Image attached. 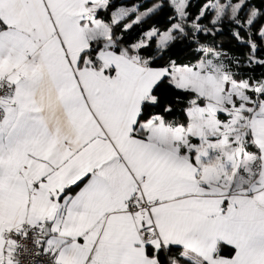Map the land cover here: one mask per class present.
I'll list each match as a JSON object with an SVG mask.
<instances>
[{"label":"snow or ice","instance_id":"6c2138e0","mask_svg":"<svg viewBox=\"0 0 264 264\" xmlns=\"http://www.w3.org/2000/svg\"><path fill=\"white\" fill-rule=\"evenodd\" d=\"M25 258L264 264V0H0V264Z\"/></svg>","mask_w":264,"mask_h":264},{"label":"trees","instance_id":"16d2710c","mask_svg":"<svg viewBox=\"0 0 264 264\" xmlns=\"http://www.w3.org/2000/svg\"><path fill=\"white\" fill-rule=\"evenodd\" d=\"M219 40L224 42V47L226 50H235V42L231 41L230 36L227 34V30L225 31V34L223 36L219 37Z\"/></svg>","mask_w":264,"mask_h":264},{"label":"built area","instance_id":"2783aa9c","mask_svg":"<svg viewBox=\"0 0 264 264\" xmlns=\"http://www.w3.org/2000/svg\"><path fill=\"white\" fill-rule=\"evenodd\" d=\"M25 264H28V259L27 258H25Z\"/></svg>","mask_w":264,"mask_h":264}]
</instances>
